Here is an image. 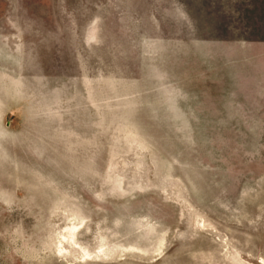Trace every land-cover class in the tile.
I'll return each instance as SVG.
<instances>
[{"label": "rangeland", "instance_id": "374dc122", "mask_svg": "<svg viewBox=\"0 0 264 264\" xmlns=\"http://www.w3.org/2000/svg\"><path fill=\"white\" fill-rule=\"evenodd\" d=\"M0 264H264V0H0Z\"/></svg>", "mask_w": 264, "mask_h": 264}]
</instances>
